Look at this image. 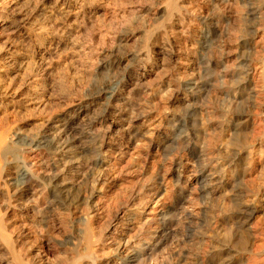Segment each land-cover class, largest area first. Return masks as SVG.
I'll return each mask as SVG.
<instances>
[{"label": "bare ground", "instance_id": "1", "mask_svg": "<svg viewBox=\"0 0 264 264\" xmlns=\"http://www.w3.org/2000/svg\"><path fill=\"white\" fill-rule=\"evenodd\" d=\"M63 45L89 75L50 89ZM0 74V264H264L258 205L187 250L264 195V0H0Z\"/></svg>", "mask_w": 264, "mask_h": 264}, {"label": "rangeland", "instance_id": "2", "mask_svg": "<svg viewBox=\"0 0 264 264\" xmlns=\"http://www.w3.org/2000/svg\"><path fill=\"white\" fill-rule=\"evenodd\" d=\"M54 28V29H53ZM52 30L55 32V30H56V27L55 26H52ZM68 30V31H67ZM69 30H70V28H67L66 29V31H65V35H67L68 33H69ZM57 31V30H56ZM59 31V30H58ZM58 31H57V33H58ZM70 32H72L71 30H70ZM59 34V33H58ZM82 37H84V35L82 34ZM71 45H69V46H67L66 45V47H65V45H63V48H62V50H65V52L64 51H62L61 53H59V55H61V57L59 56V55H56L54 58H53V63H52V66H51V73H50V80L48 81V83H50V82H52V84H48V86H49V88L50 89H57V87L60 85V84H62V83H64L65 81L66 82H68V81H70L69 83H74V84H77V83H79L80 85L83 83V81H84V78H86L89 74V71H85V69H87L86 67H84L78 60H77V58L75 57V56H72L71 55V47H70ZM68 47V48H67ZM68 50V51H67ZM70 52V53H69ZM65 53V54H64ZM71 55V56H70ZM59 56V57H58ZM63 56V57H62ZM68 57V58H67ZM72 57V58H71ZM55 58H57V59H59V60H57V59H55ZM63 58V59H62ZM67 58V59H66ZM57 60V61H56ZM71 60H73V61H71ZM74 60H75V62H74ZM75 63V64H74ZM78 63H80V64H78ZM77 64V65H76ZM56 65V66H55ZM78 65H79V67H78ZM76 67H78V68H76ZM70 68V69H69ZM80 68V69H79ZM81 68H82V70H81ZM76 69V70H75ZM83 69H84V71H83ZM61 71V72H60ZM73 71H74V73H73ZM76 71V72H75ZM81 71V72H80ZM79 72H80V74H79ZM88 75H87V74ZM2 74V73H1ZM0 74V75H1ZM73 74V75H72ZM14 74H12V75H9V78H12V76H13ZM77 75H79L78 77H77ZM84 75H85V77H84ZM75 76V77H74ZM82 76L84 77V78H82ZM55 77V78H54ZM71 77H74V78H71ZM81 77V78H80ZM4 79L5 77L4 76H1V79ZM76 78V79H75ZM59 79V80H58ZM66 79H69V80H66ZM71 79V80H70ZM52 80V81H51ZM56 80V81H55ZM62 80H64V81H62ZM76 80H78L77 82H76ZM73 81V82H72ZM76 82V83H75ZM50 85H51V87H53V88H51L50 87ZM0 95L2 96H0V100H4L5 99V96L3 95V90H2V92H1V89H0ZM2 101H0V104H1V102ZM3 104H1V106H0V116H3L2 114H4V116L7 114V116L8 117H12L13 115H14V112L16 111H11L9 108H8V106L7 107H5V106H3ZM3 108V109H2ZM19 114L18 115H21L20 113H22V115L21 116H26V111L24 110V107L23 106H20L19 108ZM3 110V111H2ZM5 110V111H4ZM11 112H10V111ZM8 111H9V114L11 113L12 114V112H13V114L11 115L10 114V116L8 115ZM7 112V113H6ZM15 113H17V112H15ZM227 119V118H226ZM229 119H227V121H225L224 123H225V125H227L228 123L227 122H229L228 121ZM227 144L229 145V146H232V141H228L227 142ZM264 148V147H263ZM23 154L24 155H29V156H34V154H35V152L33 153V152H30V151H28V150H24V152H23ZM263 156H264V152L261 154V158H263ZM249 162V159L247 158V159H245L244 160V163L242 164V168H243V170L245 169V171H246V175H244V177H243V180H244V182H248L249 180H251V178H253L254 176H259V171L260 170H262V167H263V165L262 164H260V165H256L255 167H254V169H251V164H250V162ZM249 166H248V165ZM261 167V168H260ZM231 168H233V166L231 167ZM255 168H257V169H255ZM248 170H250V171H248ZM255 172V173H254ZM258 172V173H257ZM183 173V172H182ZM227 174V176H229L230 177V175H231V172H230V168H229V171L226 173ZM251 174V175H250ZM189 175H190V171H187V172H185V174L183 175V177H182V179H181V182H180V185H179V187H181L182 188V192L185 194V203H184V206H185V209L187 210H191V209H194L195 207V201L190 197V195H189V192L188 191H190V189L188 188V184H189V179L188 178H190L189 177ZM254 175V176H253ZM187 177V178H186ZM248 177V178H247ZM246 180H245V179ZM248 179V180H247ZM251 193L249 192V193H246V196H244L243 197V199H242V205L240 204V205H238L237 206V204H235V203H233V201H231V200H226L225 201V208H226V213H227V221H225V222H221V223H218L217 224V226H215L214 227V229H213V227L211 228V227H209L208 228V222L210 223V221L212 220V216H211V213L208 215L209 217L207 218V219H205L204 220V222H203V229H202V227H201V237H199L198 238V243L197 244H195V245H193V244H191L188 248L187 247H185V250H186V248H187V250H192L191 251V254H192V252H193V254H192V259L193 258H195L196 257V253H198V247H196V245H200V242H201V239H202V237L204 236V235H206V234H208L206 237H209L212 241V243H213V245H215L214 246V248H215V253H216V250L218 249V244H219V242H223V240L225 241V242H228L229 241V243L230 244H232V243H234L236 240H237V237H235V235H234V211L236 210L235 209V207L237 208V207H239V206H245V207H247V206H257L256 208H258V212H257V216H259V215H262L261 217H263L264 218V195L263 194H259V197H255V199L254 198H252V197H254V195H250ZM263 195V196H262ZM249 196V197H248ZM252 196V197H251ZM187 197H189V198H187ZM245 198V199H244ZM249 198V199H248ZM186 200H187V202H186ZM192 202V200H193V204L192 203H190V201ZM246 200V201H245ZM249 200V201H248ZM255 200V201H254ZM257 201V202H256ZM199 202H201V201H199ZM244 202V203H243ZM250 202H252V204L250 203ZM259 202V203H258ZM246 203V204H245ZM190 204V206H188V205ZM233 204V205H232ZM193 205V206H192ZM199 205H201V203H199ZM197 206V205H196ZM192 207V208H191ZM228 207H230V208H228ZM190 208V209H189ZM196 209V208H195ZM231 210V211H230ZM233 211V212H232ZM230 212V213H229ZM232 213V214H231ZM231 214V215H230ZM233 215V216H232ZM211 216V217H210ZM232 216V217H231ZM233 220V221H232ZM205 223V224H204ZM226 223V224H225ZM232 223V224H231ZM223 224V225H222ZM206 225V226H205ZM229 225V226H228ZM221 226V227H220ZM218 228V229H217ZM221 228V229H220ZM206 229V230H205ZM213 229V230H212ZM36 231V233L38 232V235H40V232H39V230H35ZM207 231H209V232H207ZM229 231H231V233L229 232ZM219 232V233H218ZM174 233H176V232H173L171 235H170V237H169V239L165 242V243H163L162 245H160V247L157 249V251H153L152 253H151V255L148 257V259H146L144 262H142V263H140V264H155V258L157 257L156 255H158L160 252H163L164 250L165 251H167V250H169V249H171L170 251H172L173 249V251H175L176 250V248H177V243H178V240L180 239V234L179 233H176V234H174ZM210 233V234H209ZM218 233V234H217ZM221 233V234H220ZM224 233V234H223ZM233 233V234H232ZM204 234V235H203ZM214 234H215V236H214ZM216 234H217V236H216ZM174 235V236H173ZM178 235V236H177ZM213 235V236H212ZM234 236V237H233ZM172 237V238H171ZM175 237V238H174ZM212 237V238H211ZM217 237V238H216ZM220 237V238H219ZM216 238V239H215ZM233 238V239H232ZM236 238V239H235ZM177 241H176V240ZM221 240V241H220ZM235 240V241H234ZM176 242V243H175ZM218 242V243H217ZM232 242V243H231ZM262 241L261 240H259V243H261ZM171 243H174V244H171ZM258 243V242H257ZM258 243V244H259ZM175 245V246H174ZM167 246V247H166ZM169 246V247H168ZM172 246V247H171ZM174 246V247H173ZM176 247V248H175ZM191 247V248H190ZM194 247V248H193ZM193 248V249H192ZM195 249V250H194ZM163 252V253H166V252ZM66 254V255H65ZM54 255L56 256L57 255V257H56V259H58L59 261H65V259H66V257H67V253H65V252H62V251H59V252H57V253H54ZM52 258H54V257H52ZM196 259V258H195ZM176 260V259H175ZM173 261L172 263L173 264H183V260L181 259L180 261ZM193 261V260H192ZM171 263V262H170ZM171 263V264H172ZM258 264H262L261 262H257ZM256 263V264H257ZM108 264H118L117 262H116V260H115V258H112L111 260H109V262H108Z\"/></svg>", "mask_w": 264, "mask_h": 264}]
</instances>
